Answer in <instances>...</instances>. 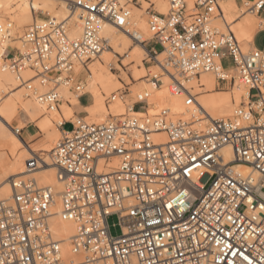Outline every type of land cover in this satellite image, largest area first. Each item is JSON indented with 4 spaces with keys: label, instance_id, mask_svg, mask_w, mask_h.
<instances>
[{
    "label": "built area",
    "instance_id": "2783aa9c",
    "mask_svg": "<svg viewBox=\"0 0 264 264\" xmlns=\"http://www.w3.org/2000/svg\"><path fill=\"white\" fill-rule=\"evenodd\" d=\"M147 1L153 36L144 43L161 69L152 80L160 86L169 76L170 92L183 98L184 111L163 106L151 113L139 97L134 108L141 112L102 123L81 116L59 123L52 160L63 185L60 216L75 225L71 252L82 264H264V43L244 50L230 24L223 20L225 32L214 26L222 18L220 0H168L165 15ZM66 2L82 21L81 34L70 37L68 18L47 15L26 28L27 51L12 61L20 68L35 56L42 73H52L54 85L45 95L50 106L60 103L61 81L84 91L85 77L74 68L80 63L89 70L109 46L99 34L102 25L125 28L129 3L142 7V0ZM245 5L258 14L264 0ZM0 33L5 35L2 28ZM226 60L249 100L229 117L212 118L191 82L212 73L218 85L227 83ZM157 132L167 142H156ZM35 162L31 158L29 168ZM55 196L30 175L12 180L11 194L0 199V264L75 263L50 229ZM111 214L119 216L118 236L111 233Z\"/></svg>",
    "mask_w": 264,
    "mask_h": 264
},
{
    "label": "bare ground",
    "instance_id": "6f19581e",
    "mask_svg": "<svg viewBox=\"0 0 264 264\" xmlns=\"http://www.w3.org/2000/svg\"><path fill=\"white\" fill-rule=\"evenodd\" d=\"M143 1L146 2L145 9L150 8V2ZM151 1L155 3V8L160 14L165 15L168 13L170 8L168 0ZM220 3L222 4H220L222 19L226 21L227 17H234L231 22L233 26L230 23L228 24H230L235 36L242 44V48L248 50L250 42L253 41L254 35L259 29L255 26L257 10H243L235 0H221ZM129 7L132 17L125 28H120L110 22H105L102 25L99 34L108 40L109 46L89 63L87 74L84 73L85 70L82 64L77 63L75 65V73L77 75L82 73L86 82V87L80 94L90 93L92 96V103L87 106V114L84 116L89 122L102 123L111 115H122L130 110L141 112L134 110L131 100L124 99L126 94L122 92H119V95L115 94L122 83L114 73H110L108 70L110 61L119 54L125 53L132 42L136 43V46L131 50L132 53L127 56L128 60L125 64L140 66L143 64L145 55H149L144 42L152 38L153 31L150 29L143 6L138 7L130 2ZM237 9H240L241 15L235 17L234 13ZM38 11L57 20L68 18L71 25L69 36L72 38L78 37L82 32V21L77 12L70 13L66 0H0V28L3 29L5 34L2 37L0 33V100H4L0 106V114L10 117L17 111H24L30 118L44 114L47 116L48 121L42 127L47 130L52 129L48 136L52 146L42 149L50 152L45 158L33 156L29 150L28 153L15 156L14 149H10L12 156H15L14 158L11 157L10 153H0V199L7 198L11 194V182L17 177L23 178L30 175L36 179L39 187H51L56 196L52 206V216L49 220L50 229L54 237L61 241L65 258L74 260V264H82L81 256L71 252V237L75 233V225L72 221L64 220L60 216L63 185L57 176V165L52 160V152L61 138L59 123L64 119L68 120L75 116L69 103L77 102L78 96L72 97V82L61 81L57 86L60 103L57 106H50L45 99V95L54 85L53 80H51L52 73L43 74L42 66L39 63H33L35 56H32L31 60L24 59V65L20 68H14L12 64L5 60L9 47L17 48L19 53L27 51V46L23 41V31L32 24L31 22L42 20V18L35 15ZM219 19L220 17H217L216 22L221 24V19ZM262 22L260 25L261 32L264 31ZM18 59L20 57L16 56L13 60ZM159 68V63L149 69L137 67L138 71L133 74L134 78L144 79L140 85L133 87L134 96L139 98L141 95H147L144 98L149 103L148 110L151 113L164 106L179 114L184 111L183 98L171 94L169 76L162 77L163 83L160 86L156 85L149 77V75L158 74L160 72ZM66 74L64 73L62 78ZM224 74L229 81L234 80L231 90L218 91V81L212 73H202L198 80L194 79L191 82L199 90L198 100L212 118L230 116L238 105L249 100L248 89L237 80L236 69L233 67L227 69ZM23 85L25 90L22 93L15 96L11 95L10 88L12 86ZM61 108L63 112H61ZM4 133L11 138L13 145L19 144L20 140L14 132L7 133L4 130ZM153 139L158 143L167 142L164 132L154 133ZM226 157L228 160L232 157L229 150H226ZM31 158H34L36 162L34 167L29 168L28 162ZM116 163L117 159L114 160L113 164ZM242 169L244 172H248V168L244 167Z\"/></svg>",
    "mask_w": 264,
    "mask_h": 264
},
{
    "label": "rangeland",
    "instance_id": "374dc122",
    "mask_svg": "<svg viewBox=\"0 0 264 264\" xmlns=\"http://www.w3.org/2000/svg\"><path fill=\"white\" fill-rule=\"evenodd\" d=\"M144 5H146V2L143 1L142 2L143 10L145 11V16L147 17V21L149 23V19H150V15L152 14V10L149 8L145 9ZM238 6L240 8H243V10L247 9V7L245 5V1L238 4ZM216 14H218V11H216ZM234 14H235L234 15L235 17L238 15H241L240 9H237L236 13H234ZM35 15L37 17L42 18V19H45L47 17V15L41 11L36 12ZM248 15H250V14H248ZM218 18H219V16H218ZM216 19L217 18H215V20L213 21L214 26H217L221 31L225 32L226 26L223 22V19L221 17H220L221 20L219 19L221 21V24L217 23ZM233 19H234V17H227L226 21H227V23H230L231 26H233V23H231L233 21ZM262 19L263 18L259 17V14H256V18H255L256 28H260L261 22L263 21ZM31 23H33V22H31ZM26 28L24 29L23 33L25 32ZM263 43H264V31L259 32L257 34L256 39H255V45L262 46ZM135 46H136V43L132 42L130 47L126 50V52L123 54H119L118 56L114 57L110 61L109 66H108L109 72L114 73L117 76L118 80H120L122 83L119 86V89L115 91V94L119 95V92H122V91L125 92L126 96L124 97V99L131 100V102H133L131 105H134V103L136 101H138V97L137 96H133V97L128 96L130 94L129 90L133 91V87L140 85L144 79V78H142V79H135L134 78L133 74L136 71H138L137 67L149 69L150 67L157 64V62H155L154 59H150V56H148V55H145V58L143 60V64H141L140 66H133V64H125V62L128 60L127 56L132 53L131 50L134 49ZM156 50L160 53V49L158 47H156ZM6 55H7V58L5 60L8 63L12 64V61L14 59L13 56L19 57V51L15 47H9L7 52H6ZM158 58L160 60H162L164 58V54L160 55V57H158ZM224 65H225V67L229 68L231 66V62L226 60L224 62ZM231 68H229V69H231ZM84 73L87 74V71L85 70ZM147 73H150V72H147ZM159 73H161V69H160ZM149 77L152 78V75H149ZM233 83H234V80L228 81L225 84L220 83V85H217V90L218 91L231 90ZM24 90H25L24 85L23 86H12L10 88V93L12 96H15V95L22 93ZM72 91H73V94H72L73 98L80 94V92H77L75 89H73ZM195 92H199V90L195 88ZM86 95L89 96V98L92 102L91 94L86 93ZM140 97L145 99L144 95H141ZM89 98L86 97L85 101H89ZM3 101H4L3 99L0 100V106L3 103ZM241 101H242V98H241ZM64 102H66V101H64ZM69 104H71V106L73 104V107H76L75 103H69ZM128 109H129V107H128ZM134 110L140 111L141 109L139 108V106H136V108ZM61 112H63L62 108H61ZM86 114H87V110L84 109L82 114L77 115L75 113V116L84 117V116H86ZM75 116H72V117H75ZM227 117H229V116H227ZM27 118L29 120H26ZM46 121H48V118L44 114L36 116L35 118H30L27 115V113L24 111H17L16 113H14L10 117H7L5 115L0 114V153H3V152L10 153L11 157L14 158L15 156H19V155H22L24 153H28V150H29L31 152V155L36 156V157L38 156L41 158H45L47 154H50V152L44 151L42 149H46V148L52 146V142L48 139L50 130H52V129L47 130V129L42 127V125ZM2 127H3V129H2ZM65 128H66V130H71L73 128V126L71 124H66ZM4 130L7 133L14 132L20 140L19 144L13 145L11 138L9 136L5 135ZM10 149L11 150L14 149L15 156H12ZM31 155L29 154V156H31ZM49 159H50V161H52L50 157H49ZM40 162H42V161L40 160ZM108 222H109V225L111 226L112 235H114V236L120 235L121 234V226H120V220H119L118 214H111L108 218Z\"/></svg>",
    "mask_w": 264,
    "mask_h": 264
},
{
    "label": "crops",
    "instance_id": "0c3cea01",
    "mask_svg": "<svg viewBox=\"0 0 264 264\" xmlns=\"http://www.w3.org/2000/svg\"><path fill=\"white\" fill-rule=\"evenodd\" d=\"M243 1H245V0H235V2L237 3V5L240 4V3H242ZM249 1H253V0H249ZM258 14H259V17H261V18L264 19V8L262 10H260ZM260 28L258 29V31L256 32V34L254 35L253 41L250 42L249 48L252 47V46H255L257 48L258 47L259 48H262L263 47V45L262 46L255 45V39L257 37V34L259 32H261L260 31ZM128 96H132L133 97L134 96L133 91L130 90V94ZM86 97L89 98V96H87L86 93L80 94V95H78L77 102H75L76 107H73V104H72L71 107H72L74 113H76L77 115L82 114L83 110L84 109H87V106H89L92 103L91 100H90V98H89V101H85V98ZM26 120H29V119L27 118Z\"/></svg>",
    "mask_w": 264,
    "mask_h": 264
}]
</instances>
